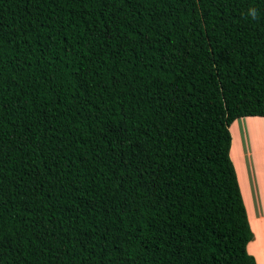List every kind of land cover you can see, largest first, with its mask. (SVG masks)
Masks as SVG:
<instances>
[{
    "label": "trees",
    "instance_id": "obj_1",
    "mask_svg": "<svg viewBox=\"0 0 264 264\" xmlns=\"http://www.w3.org/2000/svg\"><path fill=\"white\" fill-rule=\"evenodd\" d=\"M247 117L264 0H0V264H256Z\"/></svg>",
    "mask_w": 264,
    "mask_h": 264
},
{
    "label": "crops",
    "instance_id": "obj_2",
    "mask_svg": "<svg viewBox=\"0 0 264 264\" xmlns=\"http://www.w3.org/2000/svg\"><path fill=\"white\" fill-rule=\"evenodd\" d=\"M230 130L232 137L230 158L237 174L249 226L253 233V238L247 244V252L254 258L256 264H264V149H262L263 143L260 142L261 137L264 138V118L239 119L231 125ZM242 131L247 133L251 131L260 135L249 139V136H240ZM236 136L240 139L238 140ZM237 141L238 144L245 143V156L243 151L241 152V147H235L234 142ZM233 152L235 155H232ZM235 157L238 163H235ZM252 213L254 220L251 226L249 215Z\"/></svg>",
    "mask_w": 264,
    "mask_h": 264
},
{
    "label": "rangeland",
    "instance_id": "obj_3",
    "mask_svg": "<svg viewBox=\"0 0 264 264\" xmlns=\"http://www.w3.org/2000/svg\"><path fill=\"white\" fill-rule=\"evenodd\" d=\"M255 135H260L259 133H252L251 131H250V133H247V132H244V131H242L241 133H240V136H249V139L252 137V136H255ZM237 137V139L239 140L240 139V137L239 136H236ZM236 139V138H235ZM241 140H243V137H241ZM249 140H247V142H248ZM246 142V143H247ZM260 142H262L263 143V145H262V149H264V138L263 137H261V140H260ZM234 144L236 145L235 147L237 148V147H241V152L243 151V156H245V153H246V150H245V143L244 142H241V144H238V141H237V143L236 142H234ZM246 146H251L250 144L249 145H247L246 144ZM264 154V153H263ZM232 155H235V152H233L232 153ZM234 161H235V163H238L237 162V159H236V157H235V159H234ZM252 192V191H251ZM251 216V218H250V224H251V226L253 225V213L252 214H250L249 215V217ZM253 234V233H252Z\"/></svg>",
    "mask_w": 264,
    "mask_h": 264
},
{
    "label": "clouds",
    "instance_id": "obj_4",
    "mask_svg": "<svg viewBox=\"0 0 264 264\" xmlns=\"http://www.w3.org/2000/svg\"><path fill=\"white\" fill-rule=\"evenodd\" d=\"M250 15H252V16H253V18H255L256 12H255V10H254V9L250 10Z\"/></svg>",
    "mask_w": 264,
    "mask_h": 264
}]
</instances>
